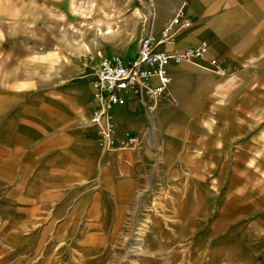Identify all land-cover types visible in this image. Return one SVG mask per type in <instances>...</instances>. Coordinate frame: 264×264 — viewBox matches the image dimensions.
<instances>
[{"label": "crops", "instance_id": "crops-1", "mask_svg": "<svg viewBox=\"0 0 264 264\" xmlns=\"http://www.w3.org/2000/svg\"><path fill=\"white\" fill-rule=\"evenodd\" d=\"M150 1L162 18L150 22L157 32L185 4L192 25L177 32L176 48L206 41L227 73L172 65L152 110V99L124 94L114 122L142 143L105 149L91 122L100 108L93 64L1 63L0 223L30 228L39 242L81 235L95 249L126 224L158 163L161 190L191 201L182 224L208 223L223 256L239 245L262 256L264 0Z\"/></svg>", "mask_w": 264, "mask_h": 264}, {"label": "rangeland", "instance_id": "rangeland-1", "mask_svg": "<svg viewBox=\"0 0 264 264\" xmlns=\"http://www.w3.org/2000/svg\"><path fill=\"white\" fill-rule=\"evenodd\" d=\"M155 5L150 0H0V64L8 71L44 60L96 67L102 57H133L150 22L162 20ZM156 166L112 240L97 241L95 249L75 240L81 235L39 242L30 228L0 223V264H264V255L247 256V246L229 250L228 256L215 251L208 223L182 224L190 218L185 205L191 201L161 190Z\"/></svg>", "mask_w": 264, "mask_h": 264}, {"label": "built area", "instance_id": "built-area-1", "mask_svg": "<svg viewBox=\"0 0 264 264\" xmlns=\"http://www.w3.org/2000/svg\"><path fill=\"white\" fill-rule=\"evenodd\" d=\"M191 25L185 4H182L160 32L152 25L147 27L133 57L123 59L113 55L98 61L94 68V87L100 108L94 111L91 122L97 126L99 141L105 149L137 148L142 143L141 135L126 133L120 136L114 122L112 110L124 102V94H134L141 100L152 99L148 107L152 110L156 100L167 93L172 65L189 62L219 75L227 73L219 60L208 57L206 41L184 49L176 48L177 32Z\"/></svg>", "mask_w": 264, "mask_h": 264}, {"label": "bare ground", "instance_id": "bare-ground-1", "mask_svg": "<svg viewBox=\"0 0 264 264\" xmlns=\"http://www.w3.org/2000/svg\"><path fill=\"white\" fill-rule=\"evenodd\" d=\"M106 32H110V30H107ZM138 240H139V244H138V246H137V251L133 253L134 255L138 253V250H139L140 247H141L142 238H139Z\"/></svg>", "mask_w": 264, "mask_h": 264}]
</instances>
